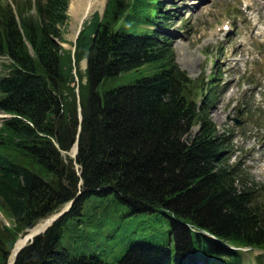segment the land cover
Returning <instances> with one entry per match:
<instances>
[{
    "label": "trees",
    "instance_id": "obj_1",
    "mask_svg": "<svg viewBox=\"0 0 264 264\" xmlns=\"http://www.w3.org/2000/svg\"><path fill=\"white\" fill-rule=\"evenodd\" d=\"M66 7L65 0L37 4L45 27L32 25L33 18L27 17L22 34L11 8L0 1V44L24 48L26 37L42 64L26 59L16 71L14 85H0L1 107L26 119H13L0 131V141H5L0 144V210L11 215L16 226L9 230L12 236L59 211L79 191L72 161L56 146L70 150L79 128L71 72L62 65L70 67L71 58L69 53L61 55L49 37L57 34V24L66 21ZM121 10L122 1L112 0V14ZM18 11L25 14V5ZM117 38L105 30L91 48L94 84L119 69H135L143 60L154 68L167 63L161 61V53L149 55L145 45L141 49V41L120 38L117 43ZM151 77L103 97L94 86L84 88L78 155L83 194L68 214L19 254L16 264H94L92 259L71 260L61 245L68 220L82 218L84 199L91 194L104 197L97 211L112 204L132 207V213L168 208L227 241L264 245V220L257 217L246 193L238 194L223 172L214 171L213 125L203 123L199 136L185 140L197 116L175 93L163 102L169 76L163 77L160 70ZM1 230L0 264H7L12 245ZM179 245L190 251L187 239ZM121 264H155V258L152 262L146 257L127 258Z\"/></svg>",
    "mask_w": 264,
    "mask_h": 264
},
{
    "label": "rangeland",
    "instance_id": "obj_2",
    "mask_svg": "<svg viewBox=\"0 0 264 264\" xmlns=\"http://www.w3.org/2000/svg\"><path fill=\"white\" fill-rule=\"evenodd\" d=\"M209 0H171L168 4L171 12H177L178 17L174 20L171 26V31L175 37H181V40L175 39L174 43L177 44V48L180 55H178V62L182 68L187 69L190 73L199 68V64H196L195 56L192 55L190 44H199V50H201V41L203 37L199 38V32L188 35L193 40L188 44L184 43L183 46V32L186 26H190L200 20L208 11L210 5ZM72 3V2H71ZM177 10L175 11L174 9ZM184 8V9H183ZM209 12V11H208ZM224 9L223 4L220 5L218 10L211 12V19H208L207 29L213 28L216 22L223 21ZM70 22H78V19L71 13ZM206 23V22H205ZM98 19H94L91 25L86 26L84 32V39L90 40L91 36H94ZM178 34V35H177ZM75 31L73 27L68 31L66 39L71 43L74 39ZM87 55V51L84 53ZM199 58V57H198ZM84 66V64H83ZM81 66V72L84 73V68ZM141 74H122L120 76H112L107 83L101 88V91L115 90L123 86L131 85L132 82L138 81L137 77ZM85 81V79H84ZM71 85V84H70ZM230 89L222 91V100L219 101L217 107H221L220 103L226 97V94ZM85 95V92H84ZM215 122L219 125V120L216 117ZM1 123V122H0ZM195 129L194 131H196ZM74 170L80 175L82 168L78 163V158L72 161ZM259 179H263L259 177ZM258 180V179H257ZM260 182V180H259ZM92 206V202L89 204ZM114 206V204H112ZM118 212L111 215L108 219L104 216L94 213L86 214L84 212V219L76 222L75 220H68L63 230L61 238V245L72 257L76 256H97L105 263L117 262L122 251L130 244L137 245L140 243H149L155 246H166L170 241V226L169 224L153 223L148 221L151 217H128L121 216L126 210L117 207ZM8 215L0 210V228L1 236L8 245H14L16 241L20 240L21 236L26 237L30 234L32 229L25 228V235L17 234L12 236L9 230L16 227L13 224V220ZM39 220L36 224H38ZM7 249L8 246H6ZM13 253V252H12ZM259 251L253 252L252 256L256 257ZM11 254L7 258V264L10 263Z\"/></svg>",
    "mask_w": 264,
    "mask_h": 264
},
{
    "label": "bare ground",
    "instance_id": "obj_3",
    "mask_svg": "<svg viewBox=\"0 0 264 264\" xmlns=\"http://www.w3.org/2000/svg\"><path fill=\"white\" fill-rule=\"evenodd\" d=\"M106 1L107 0H73L71 3L70 11L77 18L79 17V15H81L80 21H82L83 19L88 18L95 11L102 9ZM74 152L75 149H73L72 153ZM49 225L50 223L41 221L31 230L28 236L22 237L16 244V248L12 250L13 253L11 254L9 264H15L18 248L26 244L32 236L36 235L41 230L46 229Z\"/></svg>",
    "mask_w": 264,
    "mask_h": 264
},
{
    "label": "water",
    "instance_id": "obj_4",
    "mask_svg": "<svg viewBox=\"0 0 264 264\" xmlns=\"http://www.w3.org/2000/svg\"><path fill=\"white\" fill-rule=\"evenodd\" d=\"M62 214H63V213H60V214L54 216L53 218H49L47 221L49 222V221L55 220V219H57L58 217L62 216ZM210 230H211V229H210ZM22 249H23V247H22L20 250H22Z\"/></svg>",
    "mask_w": 264,
    "mask_h": 264
}]
</instances>
